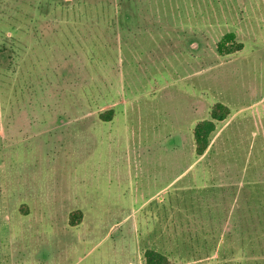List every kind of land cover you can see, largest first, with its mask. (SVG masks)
<instances>
[{"label": "rangeland", "instance_id": "1", "mask_svg": "<svg viewBox=\"0 0 264 264\" xmlns=\"http://www.w3.org/2000/svg\"><path fill=\"white\" fill-rule=\"evenodd\" d=\"M147 249L264 264V0H0V264Z\"/></svg>", "mask_w": 264, "mask_h": 264}, {"label": "trees", "instance_id": "2", "mask_svg": "<svg viewBox=\"0 0 264 264\" xmlns=\"http://www.w3.org/2000/svg\"><path fill=\"white\" fill-rule=\"evenodd\" d=\"M242 45L235 40L233 32L226 33L221 41L218 43V49L221 53H231L240 50ZM109 113H113L110 110ZM109 113L104 114L106 120H111ZM230 113V109L218 102L211 110V119H205L198 122L194 129V139L196 144V153L198 155L204 154L210 143L211 134L216 129V121L224 120ZM108 115V116H107ZM77 223V222H76ZM146 264H170L168 257L154 249H147L145 251Z\"/></svg>", "mask_w": 264, "mask_h": 264}]
</instances>
